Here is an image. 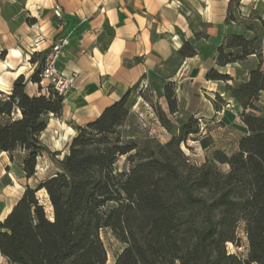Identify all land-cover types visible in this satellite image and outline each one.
<instances>
[{"label":"trees","instance_id":"trees-1","mask_svg":"<svg viewBox=\"0 0 264 264\" xmlns=\"http://www.w3.org/2000/svg\"><path fill=\"white\" fill-rule=\"evenodd\" d=\"M239 1L229 0L225 23L249 35L225 33L216 48V67L205 79L223 82V92L240 107L247 133L235 151L214 150L199 165L180 148L199 133L193 114L178 121L165 143L135 129L131 107L134 93L141 95L140 80L94 119L73 125L68 150L59 157L41 135L50 114L61 116L65 97L50 87L45 93L27 92L29 81H41L45 51L30 55L33 72L19 74L8 92L0 91V153L25 179H34L0 221V255L9 264H106L102 229L124 245L113 264H264V108L258 104L264 92V13L239 20L232 12ZM177 54L193 57L196 50L183 40ZM251 58L254 64L246 65ZM233 63L239 65L234 76L218 70ZM162 95L169 113H177L176 83L165 81ZM220 106H214L216 111ZM154 111L161 125L172 129L163 109L154 106ZM43 154L54 170L37 179V159ZM240 224L244 255L227 249L228 243L240 246Z\"/></svg>","mask_w":264,"mask_h":264},{"label":"crops","instance_id":"crops-1","mask_svg":"<svg viewBox=\"0 0 264 264\" xmlns=\"http://www.w3.org/2000/svg\"><path fill=\"white\" fill-rule=\"evenodd\" d=\"M228 2L21 0L16 14L8 16L3 15L0 7V50H6L5 57L0 59V91L8 92L19 74L28 77L35 67V63L29 62L30 55L46 51L58 37L67 42L57 68L66 75L74 73L73 87L64 98L60 116L71 121V125L94 119L137 81L159 73L170 59H176L177 64L163 78L176 83L178 100L186 85L223 86L222 81L206 80L205 74L215 66L216 48L223 35L243 32L239 25L225 23ZM55 5L61 8V18L53 14ZM191 11L206 25H196ZM27 18L34 22H27ZM198 31L207 36L195 37ZM183 40L194 46L193 57L181 58L177 54ZM143 74L146 77L141 80ZM26 90L31 95L45 93L44 83L29 81ZM9 210L2 215L0 208V221ZM0 264H9L2 255Z\"/></svg>","mask_w":264,"mask_h":264},{"label":"rangeland","instance_id":"rangeland-1","mask_svg":"<svg viewBox=\"0 0 264 264\" xmlns=\"http://www.w3.org/2000/svg\"><path fill=\"white\" fill-rule=\"evenodd\" d=\"M20 3L21 0H0L1 12L4 16L16 14ZM6 4H8L7 8L4 7ZM2 6L4 8H2ZM232 12L239 20L243 17H248L249 15H256L257 13L263 15L264 1L240 0L238 6H233ZM190 13H193L191 16L195 21V24L203 26L199 16H197L194 11H191ZM28 19L30 18L26 19L27 22H29ZM240 27L239 29H241L244 34L249 35V32H246ZM262 45L261 55L264 67V39ZM17 46L21 47L19 43H17ZM5 53V49L0 50V59L5 57ZM254 62V59L251 58L246 65L254 64ZM176 64V59H170L157 71L159 73L153 74L150 79L144 80L140 83L139 89L141 95H139L138 92L134 93L135 101L131 107L135 119V129L165 143L171 137V133L175 131L174 127L178 125V121H184L189 115L193 114L194 117L197 118L199 133L196 136H193L196 137V139H193L191 138L192 136H190L186 142L181 143L180 145L181 151L191 163L196 165L203 163L204 160L207 157L210 158L213 151L217 149L225 151L228 154L235 151L239 137L246 134L247 129L239 118V105L223 92L222 84L202 83L203 87H199L198 84H195L194 86L186 85L183 90V96L180 95V99L178 100V112L175 114L169 113L166 100L162 95V86L165 83L163 76L170 74ZM30 66H32V64H30ZM238 66L237 63H233L226 65L225 67H218V70L234 76L235 69ZM26 67L28 68L27 64ZM45 82L46 81H43L44 85ZM38 85H40V83ZM218 94L221 95L220 98H222V100L217 96ZM218 104H221L220 110L213 112V109L216 110L214 106ZM258 104L264 108V92L260 94ZM154 106H159L163 109L167 118L171 120V124L173 125L172 129H166L161 125L154 111ZM73 134L74 129L73 125H71V121L50 114L47 128L42 133L41 140L51 150L59 151L58 156L60 157L68 150V142ZM201 139L206 142L205 147L201 145ZM6 156V153H0V208L2 215L6 210L8 211V209L12 208L14 202L23 191L24 185L27 183H33L34 181V179H25L17 164L15 162H10ZM123 161L124 157H121L117 162V165L121 167ZM220 167L226 169L225 165H220ZM36 170L35 177L37 179H42L53 172V164L46 154L38 157ZM5 183H7V185L1 187V185ZM38 195L41 202L45 205L47 212H49L50 207L47 200L44 198V194L39 192ZM237 237L240 246L237 247L232 243L227 245V249L229 252L244 255L246 239L242 232L241 224L237 229ZM100 238L107 251L106 264H113L115 256L124 245L113 236L109 229H102L100 232Z\"/></svg>","mask_w":264,"mask_h":264},{"label":"built area","instance_id":"built-area-1","mask_svg":"<svg viewBox=\"0 0 264 264\" xmlns=\"http://www.w3.org/2000/svg\"><path fill=\"white\" fill-rule=\"evenodd\" d=\"M53 14L61 18V8L59 5L53 7ZM66 38L58 37L48 46L41 62L40 84L45 82L44 88L47 92V87L52 88L57 94L66 96L71 91L74 82V73L66 75L57 68V62L63 53L66 44Z\"/></svg>","mask_w":264,"mask_h":264},{"label":"bare ground","instance_id":"bare-ground-1","mask_svg":"<svg viewBox=\"0 0 264 264\" xmlns=\"http://www.w3.org/2000/svg\"><path fill=\"white\" fill-rule=\"evenodd\" d=\"M229 245L231 244V243H228Z\"/></svg>","mask_w":264,"mask_h":264}]
</instances>
